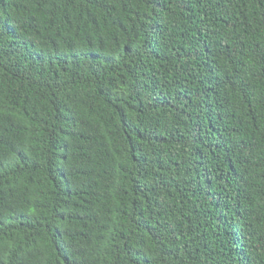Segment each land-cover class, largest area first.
Segmentation results:
<instances>
[{"label":"trees","instance_id":"16d2710c","mask_svg":"<svg viewBox=\"0 0 264 264\" xmlns=\"http://www.w3.org/2000/svg\"><path fill=\"white\" fill-rule=\"evenodd\" d=\"M0 264H264V0H0Z\"/></svg>","mask_w":264,"mask_h":264}]
</instances>
